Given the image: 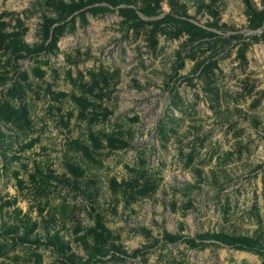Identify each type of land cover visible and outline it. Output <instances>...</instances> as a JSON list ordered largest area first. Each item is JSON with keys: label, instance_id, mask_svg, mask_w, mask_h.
<instances>
[{"label": "rangeland", "instance_id": "1", "mask_svg": "<svg viewBox=\"0 0 264 264\" xmlns=\"http://www.w3.org/2000/svg\"><path fill=\"white\" fill-rule=\"evenodd\" d=\"M0 264H264V0H0Z\"/></svg>", "mask_w": 264, "mask_h": 264}, {"label": "trees", "instance_id": "2", "mask_svg": "<svg viewBox=\"0 0 264 264\" xmlns=\"http://www.w3.org/2000/svg\"><path fill=\"white\" fill-rule=\"evenodd\" d=\"M13 233H15V231L13 230H9L8 231V234L10 236H12V238L16 241H19V242H23V243H26L27 242V239L23 238L20 234L18 233H15L13 235ZM221 242H223L224 244H227V245H232V244H235L233 241L231 240H228V239H220ZM34 243H37V241H34ZM240 247H249V248H252V249H262V245L259 244V243H256V242H251V241H243L240 245Z\"/></svg>", "mask_w": 264, "mask_h": 264}]
</instances>
